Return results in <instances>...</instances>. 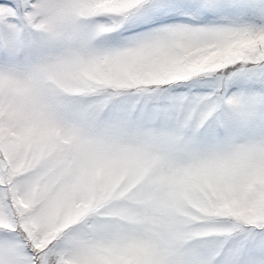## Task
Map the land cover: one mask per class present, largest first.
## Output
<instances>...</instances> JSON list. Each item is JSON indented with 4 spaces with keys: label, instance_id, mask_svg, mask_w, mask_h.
Returning <instances> with one entry per match:
<instances>
[{
    "label": "snow or ice",
    "instance_id": "1",
    "mask_svg": "<svg viewBox=\"0 0 264 264\" xmlns=\"http://www.w3.org/2000/svg\"><path fill=\"white\" fill-rule=\"evenodd\" d=\"M0 264H264V0H0Z\"/></svg>",
    "mask_w": 264,
    "mask_h": 264
}]
</instances>
